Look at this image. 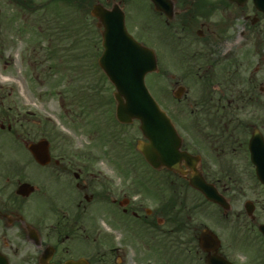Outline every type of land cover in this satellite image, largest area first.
I'll return each instance as SVG.
<instances>
[{"label":"flooded vegetation","instance_id":"obj_1","mask_svg":"<svg viewBox=\"0 0 264 264\" xmlns=\"http://www.w3.org/2000/svg\"><path fill=\"white\" fill-rule=\"evenodd\" d=\"M22 3L28 12L35 10L34 0ZM175 7L172 23L158 12L172 34L171 54L159 58V76L165 80L171 56L172 84L182 88L171 114L182 136V149L200 154L199 168L231 208L225 212L215 205L238 230L240 153L249 152L243 119L246 115L258 119L264 129V12L253 1L240 5L231 0H175ZM79 51V55L87 52ZM93 52L98 62L99 55ZM87 68V74L80 75L82 83L90 82L86 79L95 75L98 65ZM12 94L0 86V264H122L115 247L108 251L98 240L94 220L106 216L100 209L107 206L159 233L180 230L183 206L188 217L183 225L194 226L196 205L185 204L188 194L178 191L179 185L187 186L190 171L147 168V177L158 188L150 206L134 202L125 181L117 186L107 173L101 175L91 155L75 158L64 144L50 143V160L43 164L29 147L39 139L37 133L30 123L22 122ZM121 170L126 178V165ZM25 183L29 185L22 187ZM108 219L116 227L131 224V220ZM192 242L197 244V234ZM200 252L196 247L190 264H208V254ZM217 253L240 264L223 245Z\"/></svg>","mask_w":264,"mask_h":264},{"label":"rangeland","instance_id":"obj_2","mask_svg":"<svg viewBox=\"0 0 264 264\" xmlns=\"http://www.w3.org/2000/svg\"><path fill=\"white\" fill-rule=\"evenodd\" d=\"M34 1L35 10L28 12L10 0H0L1 89L13 91L15 110L20 112L22 122L30 123L34 127L37 138L46 136L54 145H66V151L75 158L81 153L91 155V159L96 160L95 166L101 175L107 173L117 186L126 182L132 191L134 202L142 201L154 206L153 194L139 180L143 179L144 167L132 168L135 162L143 165L136 149L137 140L142 137L139 122L135 120L125 129L118 126L109 116L114 111L115 103L104 104V100L113 96L115 88L112 83L95 69L96 77L103 82L102 92H84L86 88L78 80L72 79L69 70L57 71L54 67L61 57L49 56L50 49L57 54L62 49H67V53L71 55L82 53L79 50H87L88 55L82 60L86 65L95 63L97 56L93 51L102 50L101 28L97 25V19L89 14L90 8L87 11H74L64 0ZM101 1L106 6L112 3V0ZM120 2L127 13L130 31L150 46L158 47L160 60L167 53L171 54L172 42L168 37L167 40L162 37L164 23L151 8L149 1ZM56 9L61 10L60 15H57ZM144 30H148V33ZM245 46L250 45L247 43ZM73 57L75 56H71ZM77 60L74 61L75 65L82 62ZM169 62L168 75L164 81L152 74L146 76V82L151 91H154L152 93H156L158 98L160 96L164 105L174 111L172 90L175 86L171 78L174 67L171 56ZM63 63L67 64L65 60ZM254 64L255 62L251 64L250 70H253ZM90 78L92 79L91 76ZM248 122L255 125L254 120L248 119ZM249 133L246 134L247 137ZM121 163L126 165V178L123 177L124 169L118 167ZM187 192L189 203H195L193 199L196 197L199 206L192 218L194 226L188 229L187 225L186 230L180 231L179 235L172 231L159 233L151 230L146 224L139 225L136 219L125 218L107 206L100 209L104 211L103 215L119 218L118 220H131V224H124L119 228L112 226L114 233L107 217L99 215L94 220L98 229V240L108 251L111 246L117 245L114 253L122 264H190L189 258L181 255L182 250L185 248L186 251L188 246L175 240L179 237L180 241H185L207 225L219 233L226 253L236 256L240 264H264V238L258 229V224L264 223V186L256 177L255 168L248 155L240 153L239 199L236 203V207L240 208L239 244L229 221L221 216L218 208L199 199L188 188ZM248 199L256 204L255 222L246 215L244 204ZM186 218L188 219L187 215ZM176 235L178 237L174 240ZM195 248L196 244L192 242V252H186L194 255Z\"/></svg>","mask_w":264,"mask_h":264},{"label":"water","instance_id":"obj_3","mask_svg":"<svg viewBox=\"0 0 264 264\" xmlns=\"http://www.w3.org/2000/svg\"><path fill=\"white\" fill-rule=\"evenodd\" d=\"M155 8L163 10L169 18L174 15L172 0H152ZM244 0H240L243 2ZM256 5L264 10V0H254ZM92 14L99 19L98 25L103 26L104 52L100 64L116 86L115 96L118 101L117 117L124 122L134 118L141 121V129L149 141H139L138 148L147 160L155 167L166 166L183 172L182 160H186L193 168L190 183L200 189L209 199L225 208L230 206L216 188L207 183L200 171L195 167V156L180 150L181 138L170 118L153 98L145 84L148 71L157 69V59L154 51L139 43L127 30L125 13L118 4L109 9L101 3L93 6ZM252 160L256 165L259 179L264 183V137L255 129L250 141ZM31 150L37 160L45 163L49 160L48 141L40 140L31 145ZM195 160V159H194ZM248 213L252 215L254 204H245ZM264 233V224L260 225ZM203 249L216 248L220 244L218 236L209 228L203 229L200 235ZM210 264H232L227 259H216L209 256Z\"/></svg>","mask_w":264,"mask_h":264},{"label":"trees","instance_id":"obj_4","mask_svg":"<svg viewBox=\"0 0 264 264\" xmlns=\"http://www.w3.org/2000/svg\"><path fill=\"white\" fill-rule=\"evenodd\" d=\"M66 1L68 3L74 4L75 7L81 6V3L82 4H85V8H86L85 10H88L89 9L88 7L92 5V3H93L94 0H82V1H79V2L78 1L76 2V0H75L74 3H73L74 0H66Z\"/></svg>","mask_w":264,"mask_h":264}]
</instances>
